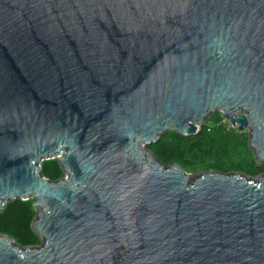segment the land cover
I'll list each match as a JSON object with an SVG mask.
<instances>
[{"label":"water","instance_id":"1","mask_svg":"<svg viewBox=\"0 0 264 264\" xmlns=\"http://www.w3.org/2000/svg\"><path fill=\"white\" fill-rule=\"evenodd\" d=\"M215 112L264 163V0H0V212L43 241L0 264H264V174L148 149Z\"/></svg>","mask_w":264,"mask_h":264},{"label":"trees","instance_id":"2","mask_svg":"<svg viewBox=\"0 0 264 264\" xmlns=\"http://www.w3.org/2000/svg\"><path fill=\"white\" fill-rule=\"evenodd\" d=\"M148 149L161 163L178 164L189 174L218 171L249 178L264 174V163H257L248 134L231 127L220 112L212 114L196 134L183 136L171 130ZM41 172L50 181L65 176L58 159L44 161ZM36 215L34 199L8 202L0 212V234L11 236L22 247L40 246L43 241L32 229Z\"/></svg>","mask_w":264,"mask_h":264},{"label":"rangeland","instance_id":"3","mask_svg":"<svg viewBox=\"0 0 264 264\" xmlns=\"http://www.w3.org/2000/svg\"><path fill=\"white\" fill-rule=\"evenodd\" d=\"M246 133H247V132H246ZM247 134H248V133H247ZM198 175H201V173H198V174H191V175H190V180L192 181V180L196 179V177H198ZM253 180L256 181L257 178H253ZM42 243H43V242H42Z\"/></svg>","mask_w":264,"mask_h":264},{"label":"built area","instance_id":"4","mask_svg":"<svg viewBox=\"0 0 264 264\" xmlns=\"http://www.w3.org/2000/svg\"><path fill=\"white\" fill-rule=\"evenodd\" d=\"M223 119H224V121H226L227 123H229L227 120H225L224 117H223ZM229 125H230L231 127H233V128H237V127H234L233 125H231L230 123H229Z\"/></svg>","mask_w":264,"mask_h":264}]
</instances>
